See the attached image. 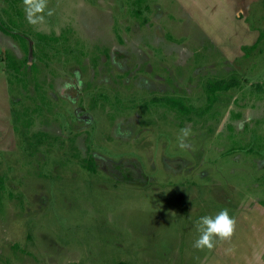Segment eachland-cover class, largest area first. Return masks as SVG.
Returning <instances> with one entry per match:
<instances>
[{
    "label": "rangeland",
    "instance_id": "rangeland-1",
    "mask_svg": "<svg viewBox=\"0 0 264 264\" xmlns=\"http://www.w3.org/2000/svg\"><path fill=\"white\" fill-rule=\"evenodd\" d=\"M44 3L0 0V264H264V0Z\"/></svg>",
    "mask_w": 264,
    "mask_h": 264
},
{
    "label": "clouds",
    "instance_id": "clouds-1",
    "mask_svg": "<svg viewBox=\"0 0 264 264\" xmlns=\"http://www.w3.org/2000/svg\"><path fill=\"white\" fill-rule=\"evenodd\" d=\"M25 3L27 5V18L30 23H36L37 19H42V17L33 19V14L43 12L46 6L44 0H25ZM48 14L50 15L51 12ZM189 134V129L182 130L180 147L183 148L187 146L183 142V139L188 137ZM196 226L200 235L195 240L194 247L196 249L207 248L208 250H211L215 246V239L217 237L227 240L232 236L235 227V220L230 217L228 210L224 209L215 216L200 217L196 222Z\"/></svg>",
    "mask_w": 264,
    "mask_h": 264
},
{
    "label": "trees",
    "instance_id": "trees-1",
    "mask_svg": "<svg viewBox=\"0 0 264 264\" xmlns=\"http://www.w3.org/2000/svg\"><path fill=\"white\" fill-rule=\"evenodd\" d=\"M3 33L10 35L14 39L18 38V37H21L22 43L20 45H21V47H22V49L24 51L25 56L23 57V59H21V62H19V64H13V65L10 64V65L16 71H19L20 68H22V67H24V69H25L27 66H29L27 62H28V54L30 53L29 52V46H28L27 40H26V36L25 35L20 36V35H16V34H11V32H7V31L6 32L3 31ZM261 37L262 36H260V38ZM260 38L257 41H255L250 47H245L244 46L242 48L244 50V52H245V55H247L250 51H253L254 49H256ZM6 55H7V58H8L9 57L8 53ZM30 66H31V68L35 67V62H32ZM235 84H236V80H235L234 76L231 77V80H229V81H226L224 79L211 81L209 86H207V90H208L207 97H208V100H209V104H212L213 102L216 101V98H217V95H218L219 92H226L227 90H229L233 86H235ZM166 104L170 105L174 109L180 110V113H185V114L188 113V110L186 108H184L180 104L179 99L170 98L169 100L166 101ZM85 161H87V163H88L87 167L94 171L95 168L92 165V162L94 161L93 157L89 156V158H87Z\"/></svg>",
    "mask_w": 264,
    "mask_h": 264
},
{
    "label": "crops",
    "instance_id": "crops-1",
    "mask_svg": "<svg viewBox=\"0 0 264 264\" xmlns=\"http://www.w3.org/2000/svg\"><path fill=\"white\" fill-rule=\"evenodd\" d=\"M190 10V9H189Z\"/></svg>",
    "mask_w": 264,
    "mask_h": 264
}]
</instances>
